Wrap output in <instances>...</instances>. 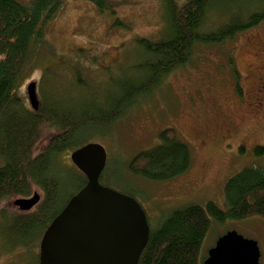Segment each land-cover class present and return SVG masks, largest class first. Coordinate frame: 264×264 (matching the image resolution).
<instances>
[{
  "label": "trees",
  "instance_id": "obj_1",
  "mask_svg": "<svg viewBox=\"0 0 264 264\" xmlns=\"http://www.w3.org/2000/svg\"><path fill=\"white\" fill-rule=\"evenodd\" d=\"M91 1L101 13H115L106 0ZM61 3L31 0L24 5L18 0H0V202L35 191L40 195L27 211L13 205L17 210L9 216L0 207V225H4L0 234L5 242L16 246L39 241L49 221L87 181L77 167L62 163L60 153L74 150L110 129L131 108L148 99L167 74L184 66L198 45L223 44L237 33L264 23V0H164L159 33L150 38L133 37L136 57L119 75L108 76L102 95L64 99L47 93L38 109H30L18 89L34 67L31 47L44 38L41 24L51 19ZM214 5L221 9L214 12ZM209 14L222 17L221 21L209 22ZM112 23L128 28L117 16ZM228 62L236 92L241 95L231 54ZM77 69L76 84L84 86L90 79L84 78L80 66ZM158 138L160 143L155 147L139 151L127 161L129 173L164 181L188 170L192 164L189 144L173 128L160 131ZM253 148L255 156L264 155V143ZM99 177L100 184L106 185ZM69 185L76 189L60 204ZM223 193L227 204L223 209L207 201L171 210L158 228L150 229L138 264H203L201 246L212 223L264 218L263 169L243 167L226 180ZM36 261L38 264V257Z\"/></svg>",
  "mask_w": 264,
  "mask_h": 264
},
{
  "label": "rangeland",
  "instance_id": "obj_2",
  "mask_svg": "<svg viewBox=\"0 0 264 264\" xmlns=\"http://www.w3.org/2000/svg\"><path fill=\"white\" fill-rule=\"evenodd\" d=\"M30 1L18 0L24 5ZM106 2L115 13H101L91 0H62L51 19L41 24L44 38L31 47L34 67L18 89L28 108L31 106L26 87L33 81L39 101L47 93L64 99L102 95L108 76L119 75L136 57L133 37L150 38L159 33L164 0ZM220 9L214 5L213 11ZM116 16L128 28L114 26ZM208 17L211 23L222 18ZM192 53L184 66L162 79L148 99L91 140L102 144L107 154L101 173L103 183L136 198L152 230L171 210L190 203L213 201L225 208L223 189L227 179L243 167L254 165L264 171V155L255 156L253 152L254 146L264 143V102L260 108L255 104L264 84V23L237 33L223 44L198 45ZM230 54L239 73L241 95L236 92L228 62ZM78 66L84 78L90 79L84 86L76 84ZM165 128H173L189 144L192 164L188 170L164 181L129 173L125 169L127 161L137 152L159 144L158 134ZM71 151L60 153L62 163L72 165ZM66 189L60 204L76 188L69 185ZM15 198L0 202L9 216L17 210L13 206ZM2 227L3 224L0 232ZM234 229L258 243L260 264H264V218L260 216L212 223L201 246V256L206 255L218 236ZM2 236L0 264H37L39 241L16 246Z\"/></svg>",
  "mask_w": 264,
  "mask_h": 264
},
{
  "label": "water",
  "instance_id": "obj_3",
  "mask_svg": "<svg viewBox=\"0 0 264 264\" xmlns=\"http://www.w3.org/2000/svg\"><path fill=\"white\" fill-rule=\"evenodd\" d=\"M35 85L26 87L32 109L39 107ZM70 156L87 181L42 232L38 264H138L150 232L143 207L136 198L100 184L107 158L102 144L89 141ZM39 198L35 191L13 204L27 211ZM260 255L254 239L226 230L207 250L203 264H260Z\"/></svg>",
  "mask_w": 264,
  "mask_h": 264
},
{
  "label": "flooded vegetation",
  "instance_id": "obj_4",
  "mask_svg": "<svg viewBox=\"0 0 264 264\" xmlns=\"http://www.w3.org/2000/svg\"><path fill=\"white\" fill-rule=\"evenodd\" d=\"M257 93H258L257 95H259V98L255 104H256V108H260L262 107L263 102H264V84L261 85V88L258 90Z\"/></svg>",
  "mask_w": 264,
  "mask_h": 264
}]
</instances>
